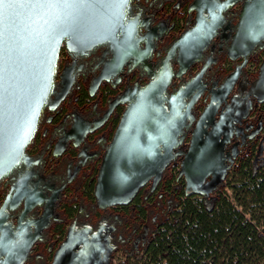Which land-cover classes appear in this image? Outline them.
I'll use <instances>...</instances> for the list:
<instances>
[{
    "label": "flooded vegetation",
    "instance_id": "flooded-vegetation-1",
    "mask_svg": "<svg viewBox=\"0 0 264 264\" xmlns=\"http://www.w3.org/2000/svg\"><path fill=\"white\" fill-rule=\"evenodd\" d=\"M245 1L135 0L129 17H138L142 23L139 47L148 54L138 63L124 55L110 64L113 51L108 44L78 56L62 48L54 93L27 148L29 162L0 181V210L12 185L26 174L22 191L38 200L25 216L26 206L32 203L27 196L15 203V208L8 205L5 210L12 227L21 226L25 243L34 240L22 264H68L69 255L61 261L56 256L70 230H88L80 233L82 237L97 235L99 254L92 264H118L119 255L130 258L148 249L158 227L180 204L181 196L190 197L185 177L180 175L181 163L205 108L231 77L236 76L229 102L231 97H244L259 76L264 39L250 49L232 47L234 36L243 27ZM187 32H192L189 44L207 45L181 79L173 77L169 92L198 76L206 90L192 110L194 120L177 149L181 154L164 170L157 185H145L129 205L100 209L95 185L104 155L128 107L127 94L150 82L169 50ZM170 63L176 75V55ZM64 70L70 72L65 79ZM58 98L59 104L50 108ZM251 100L246 117L236 122L225 147L227 163L233 160L230 172L248 156L255 168L264 164V101ZM220 114L221 109L215 121Z\"/></svg>",
    "mask_w": 264,
    "mask_h": 264
},
{
    "label": "water",
    "instance_id": "water-1",
    "mask_svg": "<svg viewBox=\"0 0 264 264\" xmlns=\"http://www.w3.org/2000/svg\"><path fill=\"white\" fill-rule=\"evenodd\" d=\"M134 1L82 0L69 8L41 7L35 0H4L0 4V181L29 162L27 148L54 93L62 48L78 56L108 44L113 51L110 64L124 55L136 63L148 57L139 47L138 29L142 23L138 17H129ZM242 21L233 49H250L264 39V0H246ZM191 40L192 32L181 36L150 82L127 94L128 107L97 177L94 196L98 208L129 205L145 185H157L164 170L181 154L177 149L194 120L192 110L206 90L198 76L169 92L173 77L181 79L207 45L189 44ZM175 55L179 64L176 75L170 63ZM69 76L70 72L64 70L63 79ZM235 78L226 81L197 121L180 171L188 196L211 199L224 187L233 163H227L225 147L235 124L246 117L251 97L264 101V62L249 92L244 97H231L229 102ZM219 109L220 119L215 121ZM27 177L15 181L0 210V264H22L34 243H25L21 226L14 229L5 212L8 205L15 208L24 196L32 203L26 206L23 216L37 203L31 193L22 191ZM80 233L69 231L57 253L58 261L69 255L68 264H92L99 254L100 241L97 235L82 237Z\"/></svg>",
    "mask_w": 264,
    "mask_h": 264
},
{
    "label": "trees",
    "instance_id": "trees-1",
    "mask_svg": "<svg viewBox=\"0 0 264 264\" xmlns=\"http://www.w3.org/2000/svg\"><path fill=\"white\" fill-rule=\"evenodd\" d=\"M181 197L148 249L119 264H264V164L245 158L212 206Z\"/></svg>",
    "mask_w": 264,
    "mask_h": 264
},
{
    "label": "snow or ice",
    "instance_id": "snow-or-ice-1",
    "mask_svg": "<svg viewBox=\"0 0 264 264\" xmlns=\"http://www.w3.org/2000/svg\"><path fill=\"white\" fill-rule=\"evenodd\" d=\"M4 0H0V4H2ZM82 0H35V3L41 7L48 6L51 8H55L58 6H63L65 8L72 7L78 3H81ZM123 3H127V0H122ZM215 19V17H214ZM2 32H0V40H2ZM0 173H2V169H0Z\"/></svg>",
    "mask_w": 264,
    "mask_h": 264
},
{
    "label": "rangeland",
    "instance_id": "rangeland-1",
    "mask_svg": "<svg viewBox=\"0 0 264 264\" xmlns=\"http://www.w3.org/2000/svg\"><path fill=\"white\" fill-rule=\"evenodd\" d=\"M206 204H207V206H212L213 201H212V200H209V201H207ZM123 258H126V254H122L121 256L119 255V257H118V259H117V263L119 264L120 261H121V259H123Z\"/></svg>",
    "mask_w": 264,
    "mask_h": 264
}]
</instances>
